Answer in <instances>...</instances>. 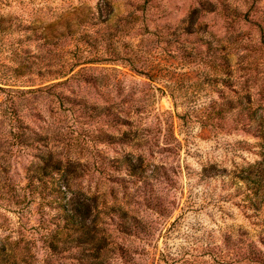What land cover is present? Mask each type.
<instances>
[{
    "label": "rangeland",
    "instance_id": "374dc122",
    "mask_svg": "<svg viewBox=\"0 0 264 264\" xmlns=\"http://www.w3.org/2000/svg\"><path fill=\"white\" fill-rule=\"evenodd\" d=\"M50 155L76 173L44 200ZM73 203L93 244L64 229ZM0 242L33 264H264V0H0Z\"/></svg>",
    "mask_w": 264,
    "mask_h": 264
},
{
    "label": "trees",
    "instance_id": "16d2710c",
    "mask_svg": "<svg viewBox=\"0 0 264 264\" xmlns=\"http://www.w3.org/2000/svg\"><path fill=\"white\" fill-rule=\"evenodd\" d=\"M252 1L255 2L256 0ZM228 11L231 12L234 17L241 14L238 7L229 8ZM192 27L193 23L187 28V31L191 32ZM229 104L230 109H235L236 104H234L233 101L229 102ZM249 109H251V107H249ZM250 116L252 119H257V111L252 112ZM34 173L35 175L33 178L34 180L38 181V185L40 186L37 189H34V191L39 193V195H42L43 199L46 200L47 194L57 196L58 192H62L63 189H69V179L70 177H73V174L76 173V170L73 168L72 164H67L63 160L55 159L53 155H50L42 159L36 165ZM56 175H58V179L53 180L51 188L49 190L45 188L48 179H52ZM34 180L31 182L33 183ZM69 204L70 203L68 202V204L65 205V208ZM88 218L89 212L86 211L84 207L78 206L76 203H73L70 209L64 210V229L67 231H75L80 233L79 237L74 240L78 242V244H82L83 242L93 244V242H91V235L95 231L96 227L94 225L88 224ZM61 235L64 236V238H61L60 234L50 238L48 242L50 255H59L68 252V244L70 243V239L66 235ZM94 249L98 254L95 253V256L91 260L90 264H103L100 257L102 251L101 247L94 246ZM25 251L26 250H23L19 246L7 244V242H0V264H33L32 261L34 256H32L27 251L26 253Z\"/></svg>",
    "mask_w": 264,
    "mask_h": 264
}]
</instances>
